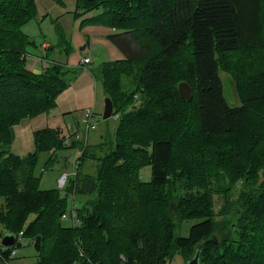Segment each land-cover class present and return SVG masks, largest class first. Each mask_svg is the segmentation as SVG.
<instances>
[{"label": "trees", "instance_id": "16d2710c", "mask_svg": "<svg viewBox=\"0 0 264 264\" xmlns=\"http://www.w3.org/2000/svg\"><path fill=\"white\" fill-rule=\"evenodd\" d=\"M76 2L83 12L102 10L95 21L124 31L110 39L125 58L103 69L113 116L120 115L115 141L108 150L73 140L70 147L81 157L64 191L41 189L37 171L43 154L67 148L61 128L35 133L36 150L28 156L2 148L15 124L56 107L67 72L59 64L41 73L26 68L34 42L20 28L35 17L36 2L0 0L10 20L0 26V224L6 234L41 236L39 264H172L177 255L187 263L198 251L200 264H264V0ZM222 72L236 84L237 106L226 99ZM122 74L132 75L129 88ZM182 82L193 89L191 101L179 96ZM229 141L247 156L236 198L223 184L222 167L212 163L221 159L214 150L222 144L229 143L220 155L232 151ZM89 159L98 162L96 173L82 175ZM145 167H152L150 182L142 179ZM69 196L77 201L79 225L63 224ZM192 219L189 236L180 237ZM20 246L18 239L10 247L1 243L0 264Z\"/></svg>", "mask_w": 264, "mask_h": 264}, {"label": "rangeland", "instance_id": "374dc122", "mask_svg": "<svg viewBox=\"0 0 264 264\" xmlns=\"http://www.w3.org/2000/svg\"><path fill=\"white\" fill-rule=\"evenodd\" d=\"M35 2V17L20 28L28 36V39L34 42V45H29L27 48L26 68L33 73H41L51 64L62 65L67 72V88L59 94L54 109L15 124L12 127L10 145H0V148L2 146L10 154L25 157L35 152L34 135L38 131L47 128H61L66 137L73 136L78 131L75 138L70 137V145L66 149L57 154L53 152L52 154H43L37 169L38 173L42 172L41 189L64 191L66 188L64 190L59 189L58 179L62 174H68L72 179L68 182L70 184L75 178L81 157L79 149L70 147L73 140H83L89 148H95L101 143H104V147L108 150L113 147L112 143L115 141V131L120 115H112L108 120L103 118L107 98L103 84L105 74L103 69L106 65H113L125 58L122 50L110 39V36L113 35H124V31L113 28L106 20L95 21L93 18L98 17L103 12L102 10L90 12L77 10L76 0H65L63 3H57L54 0H35ZM115 5L119 4H113V6ZM116 11L114 13L116 18L124 17V13ZM4 13L6 12L2 10L0 5V26L2 23L8 22L9 24L10 21ZM134 17H139L136 21L141 25L147 22L146 17L139 16V14ZM84 58H89L90 64H83ZM221 76L226 99L232 106L239 105V95L231 75L222 72ZM120 79L125 88H129L133 84V78L130 74L129 76L122 74ZM3 91L10 90L4 88ZM133 107L134 104L131 105V108ZM88 110L94 112V118L91 121L92 127L89 128L83 127L81 124ZM177 134L180 136L182 133ZM185 135L187 137V134ZM187 141L192 140L187 137ZM229 142L232 151L224 156L220 155L222 151L226 150L229 143L222 144L220 148L214 150L215 154L219 152L216 158L221 159L214 160L212 163L222 167L224 170L223 184L227 187L230 184L232 187L230 188V190L232 189L231 195L236 198L243 188L240 177L241 164L247 156L239 150L236 141ZM50 157H53L55 161L45 168V163ZM97 166V161L89 159L84 162L80 173L82 175H95ZM141 176L144 181L150 182L152 167H145L141 171ZM236 179L238 180L236 181ZM246 180L248 181V177ZM72 200L73 204L78 206L76 199L69 196L70 206ZM171 208L175 212L177 211L175 203L171 204ZM196 223L193 219L184 222L178 235L188 237L191 227ZM63 224L64 226H72L73 221L64 220ZM5 234L6 230L0 224V244ZM34 242L32 238H23L20 241L21 246L14 249L16 255L10 257L6 264H39ZM172 264L186 263L181 255H177Z\"/></svg>", "mask_w": 264, "mask_h": 264}, {"label": "water", "instance_id": "95a60500", "mask_svg": "<svg viewBox=\"0 0 264 264\" xmlns=\"http://www.w3.org/2000/svg\"><path fill=\"white\" fill-rule=\"evenodd\" d=\"M178 90H179V96L181 99H183L185 101H191L192 100L193 89L188 83H186V82L180 83L178 86ZM113 112H114L113 102H112L111 98L107 97L105 100V110H104V114H103L104 120L110 119L113 115ZM15 240H16V236L14 234L7 233L6 235H4V237L2 239V245L4 247H10V246L14 245ZM41 245H42V238H41V236H38L34 242V247H35L37 253L40 252ZM200 256H201L200 251L196 252L195 256L193 258H191L190 260H188L186 264H200Z\"/></svg>", "mask_w": 264, "mask_h": 264}, {"label": "built area", "instance_id": "2783aa9c", "mask_svg": "<svg viewBox=\"0 0 264 264\" xmlns=\"http://www.w3.org/2000/svg\"><path fill=\"white\" fill-rule=\"evenodd\" d=\"M82 63L83 64H90V59L89 58H84L82 60ZM84 117L85 118L83 119V121L81 123L83 125V127L84 126H87L88 128L92 127L91 121L94 118V112L92 110H88ZM77 130H78V128H77ZM77 134H78V131H76L75 135L77 136ZM65 145L66 146L70 145V136L66 138ZM70 179H71L70 175L62 174L60 176V178L58 179L59 189L64 190L65 188H67V186H68L67 184H69L68 182H70ZM62 220H72L73 224H75V225H79L80 224V220H79L78 215H77L76 205H73V204L71 205L69 211L62 216ZM22 237H23V232L19 233V235L16 237V239L21 241ZM7 250L8 249H5L4 252H6ZM15 255H16V250H12L11 254H10V257H14Z\"/></svg>", "mask_w": 264, "mask_h": 264}, {"label": "crops", "instance_id": "0c3cea01", "mask_svg": "<svg viewBox=\"0 0 264 264\" xmlns=\"http://www.w3.org/2000/svg\"><path fill=\"white\" fill-rule=\"evenodd\" d=\"M45 47H47V45H44ZM72 180V179H71Z\"/></svg>", "mask_w": 264, "mask_h": 264}]
</instances>
